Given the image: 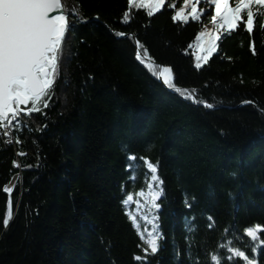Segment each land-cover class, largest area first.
Instances as JSON below:
<instances>
[{
    "label": "trees",
    "instance_id": "1",
    "mask_svg": "<svg viewBox=\"0 0 264 264\" xmlns=\"http://www.w3.org/2000/svg\"><path fill=\"white\" fill-rule=\"evenodd\" d=\"M62 4L88 22L69 17L50 107L23 118L22 144L0 135V264H207L205 244L214 247L223 228L264 224V31L229 37L197 69L191 45L210 19L176 23L166 5L155 17L134 9L125 24L128 0ZM133 35L173 68L176 87L215 107L160 84L135 58ZM130 154L159 160L164 180L160 249L146 257L128 216L136 205L123 202L144 186L139 161L129 179ZM18 175L9 196L3 188Z\"/></svg>",
    "mask_w": 264,
    "mask_h": 264
},
{
    "label": "snow or ice",
    "instance_id": "2",
    "mask_svg": "<svg viewBox=\"0 0 264 264\" xmlns=\"http://www.w3.org/2000/svg\"><path fill=\"white\" fill-rule=\"evenodd\" d=\"M166 5L174 10L172 18L176 23L204 24L206 19H210L215 26L209 30L204 24V30L199 32L191 45L196 49L197 69L208 65L222 51L221 45L229 37L241 31L253 34L258 28L264 31V24H260L264 20V0H183L182 6L170 0H128L123 22L127 24L131 21L134 9L145 10L148 17H155L165 10ZM73 15L82 23L88 22L79 12ZM95 19L99 20L100 17L96 16ZM69 28V17L64 11L62 0H0V135L5 137L6 142L22 144L16 133L23 132L25 128L23 118L50 107ZM115 35L125 37L127 33L116 32ZM132 39L135 41V58L145 63L164 85L185 99L203 103L207 109L215 107L212 103L197 100L195 89L176 87L173 68L157 65L151 56H146L145 45L135 35ZM251 51L253 54L257 51L254 39ZM245 103L250 104L252 101ZM19 155L24 156L26 153L20 152ZM128 160L127 170L131 182L137 179L133 175L132 162L139 161L145 170L144 186L135 192L138 198L134 201L133 194H126L123 202H134L136 205L137 214L128 212V216L139 230L146 257L156 254L160 249L162 233L159 230L158 213L162 207L159 201L164 192V180L159 174V160L136 154H130ZM15 167L20 168L21 165L15 163ZM3 191L10 196L14 188L6 186ZM8 209L3 220L5 228L13 219L10 199ZM141 219L151 226L150 230H141ZM208 220V228L211 229L212 217L209 216ZM261 246H264V224L255 222L242 226L234 221L221 230L214 247L205 244L204 255L207 264H222V261L223 264H258ZM136 259L140 260L141 257L137 256ZM193 264L199 262L193 258Z\"/></svg>",
    "mask_w": 264,
    "mask_h": 264
},
{
    "label": "bare ground",
    "instance_id": "3",
    "mask_svg": "<svg viewBox=\"0 0 264 264\" xmlns=\"http://www.w3.org/2000/svg\"><path fill=\"white\" fill-rule=\"evenodd\" d=\"M64 11H66V10H64ZM18 177L17 178H15V180H13L11 183H10V185L9 186H12V187H15V185L17 184V182H18Z\"/></svg>",
    "mask_w": 264,
    "mask_h": 264
},
{
    "label": "rangeland",
    "instance_id": "4",
    "mask_svg": "<svg viewBox=\"0 0 264 264\" xmlns=\"http://www.w3.org/2000/svg\"><path fill=\"white\" fill-rule=\"evenodd\" d=\"M65 9H66V7H65ZM207 27H208L209 30H212L215 26H214V24H213V25H207ZM195 54H196V52H195ZM6 144H7V145H10L9 142H7ZM13 188H15V187H13ZM149 230H150V229H149Z\"/></svg>",
    "mask_w": 264,
    "mask_h": 264
},
{
    "label": "water",
    "instance_id": "5",
    "mask_svg": "<svg viewBox=\"0 0 264 264\" xmlns=\"http://www.w3.org/2000/svg\"><path fill=\"white\" fill-rule=\"evenodd\" d=\"M64 10H65V8H64ZM70 15H71V14L68 13V17H70ZM126 37H127V36H125V37H121V38H126ZM159 82H160L161 84H163V82H162L161 80H159ZM19 156H21V155H19ZM15 178H16V177H15ZM15 178H14V179H15ZM10 200H11V199H10ZM11 201H12V200H11ZM12 212H13V207H12ZM10 222H11V221H10Z\"/></svg>",
    "mask_w": 264,
    "mask_h": 264
}]
</instances>
